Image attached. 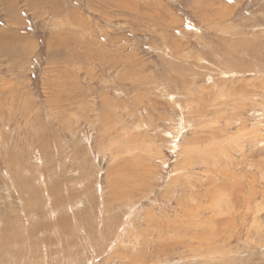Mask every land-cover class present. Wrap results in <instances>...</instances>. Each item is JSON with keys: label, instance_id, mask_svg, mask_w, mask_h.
Returning <instances> with one entry per match:
<instances>
[{"label": "rangeland", "instance_id": "374dc122", "mask_svg": "<svg viewBox=\"0 0 264 264\" xmlns=\"http://www.w3.org/2000/svg\"><path fill=\"white\" fill-rule=\"evenodd\" d=\"M0 264H264V0H0Z\"/></svg>", "mask_w": 264, "mask_h": 264}, {"label": "bare ground", "instance_id": "6f19581e", "mask_svg": "<svg viewBox=\"0 0 264 264\" xmlns=\"http://www.w3.org/2000/svg\"><path fill=\"white\" fill-rule=\"evenodd\" d=\"M7 260V259H6Z\"/></svg>", "mask_w": 264, "mask_h": 264}]
</instances>
